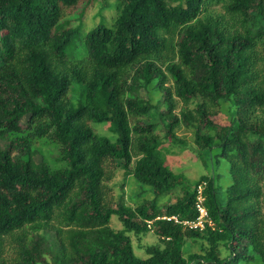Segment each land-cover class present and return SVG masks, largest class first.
I'll return each instance as SVG.
<instances>
[{
    "label": "trees",
    "instance_id": "obj_1",
    "mask_svg": "<svg viewBox=\"0 0 264 264\" xmlns=\"http://www.w3.org/2000/svg\"><path fill=\"white\" fill-rule=\"evenodd\" d=\"M93 1L0 0V264L264 263V55L257 54L264 52V0H115L113 25L84 35L90 66H67L78 28L63 27V18ZM213 3L222 12H208ZM153 83L165 111L141 96ZM73 85L83 88L76 106L68 98ZM175 98L193 108L174 114ZM225 102L232 111L220 126L210 109ZM155 116L167 127L194 128L197 145L219 150L231 178L225 201L213 178L190 183L169 168ZM90 123H108L111 136ZM46 138L59 147L62 167L35 161L33 143ZM106 164L154 197L113 208L104 197ZM203 181L212 226L184 230L162 219L194 220ZM164 195L175 202L162 209ZM112 216L121 229L109 226ZM147 222L161 246L141 258L128 237L147 232ZM26 226L43 235L29 238ZM187 238L204 240L208 251L185 257ZM7 240L10 263L2 259Z\"/></svg>",
    "mask_w": 264,
    "mask_h": 264
},
{
    "label": "rangeland",
    "instance_id": "obj_2",
    "mask_svg": "<svg viewBox=\"0 0 264 264\" xmlns=\"http://www.w3.org/2000/svg\"><path fill=\"white\" fill-rule=\"evenodd\" d=\"M115 0H95L87 5L84 10L78 7L76 10L66 11V15L63 18V27H77L78 33L75 36V46L71 56H67L64 61L67 66H75L77 68H87L90 66L87 53L83 45L84 35L94 27L98 25H104L111 27L117 15L115 9ZM221 3H213L207 6V11L214 13H220ZM257 54L264 55L262 47L257 48ZM173 57V51L171 53L164 51L163 57ZM176 58V57H175ZM158 65L161 64L159 59ZM259 66V65H258ZM168 85V83H167ZM83 88L80 85H73L69 92L68 98L71 103L76 106L78 101L83 98ZM141 96L150 99L152 105L158 106L159 111H165L163 105H159V100L162 99V93L155 86L151 84L145 94L141 93ZM228 103H222L217 108L210 109L211 120L220 126L229 124V118L231 109ZM193 104H184L181 100L175 98L174 100V114L192 109ZM155 123V131L158 137L162 141V148L166 157V164L175 173L183 174L190 183L199 181L202 176L213 178L215 186L219 188L222 201L225 197L227 187L231 183L229 175V163L220 156V152L217 149L207 152L195 143L194 128L186 127L183 123L176 127H167V119L165 117L153 119ZM91 128L95 133L99 135L111 136L108 123H90ZM169 135V139L165 135ZM33 149L35 151L34 159L36 162H42L48 167L60 168L63 166V162L59 160V147L57 144L46 139H39L34 141ZM106 170L108 173V180L104 182V197L108 204L115 208L118 204L125 205L131 208H135L142 204L146 200H151L154 195L152 189L146 185L141 184L132 175H128L123 169L116 167L114 164H106ZM260 180L264 186V176ZM204 181L201 186L204 185ZM206 187V183L203 186L202 191ZM180 192L176 191L175 195H179ZM175 202L173 195H164L157 200L158 205L165 209L169 204ZM165 217V216H164ZM140 221V220H139ZM148 225V224H147ZM183 225V224H182ZM109 226L113 230H119L122 228L121 222L116 216H112ZM184 230L188 227L183 225ZM28 237L30 238L34 234H42L41 229L32 228L26 226ZM148 231L141 234H129V242L133 247V251L136 256L145 258L147 248H156L161 246V241L153 232V228L148 227ZM49 241L53 236L49 237ZM208 244L199 238H187L184 244L183 252L186 257L188 254H205L208 251ZM217 252L220 258H224L228 255V251L222 246L217 247ZM15 256L12 244L10 240L5 242V247L2 254V259L7 263H10ZM241 264H264L260 259L255 258L249 262H242Z\"/></svg>",
    "mask_w": 264,
    "mask_h": 264
},
{
    "label": "built area",
    "instance_id": "obj_3",
    "mask_svg": "<svg viewBox=\"0 0 264 264\" xmlns=\"http://www.w3.org/2000/svg\"><path fill=\"white\" fill-rule=\"evenodd\" d=\"M200 182L198 186L196 187V202H195V208L197 210V216L194 220H185V221H179L176 217H162V219L171 220L173 219L178 224H183L187 226L190 229H198L202 230L205 227V224H208L209 226H212V223L208 217L207 209L204 206V196H203V186H201ZM148 227H150L151 222H147Z\"/></svg>",
    "mask_w": 264,
    "mask_h": 264
}]
</instances>
